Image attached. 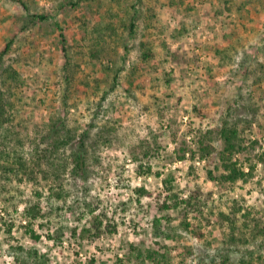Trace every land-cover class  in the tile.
Wrapping results in <instances>:
<instances>
[{"label": "rangeland", "instance_id": "rangeland-1", "mask_svg": "<svg viewBox=\"0 0 264 264\" xmlns=\"http://www.w3.org/2000/svg\"><path fill=\"white\" fill-rule=\"evenodd\" d=\"M23 1L0 0V150L33 161L56 124L74 138L53 156L79 150L86 167L2 176L0 264L18 245L47 264H264V0ZM224 125L247 147L233 159L255 165L246 179L219 178ZM38 199L48 215L29 220ZM233 208L235 228L218 216Z\"/></svg>", "mask_w": 264, "mask_h": 264}, {"label": "trees", "instance_id": "trees-1", "mask_svg": "<svg viewBox=\"0 0 264 264\" xmlns=\"http://www.w3.org/2000/svg\"><path fill=\"white\" fill-rule=\"evenodd\" d=\"M19 5L26 11L27 10V5L23 0H16ZM34 19H46L49 18L48 15L44 14H35L32 15ZM130 30L132 28L129 26ZM10 47V41L6 43L4 49L0 52V57L2 58L4 54L7 52L8 48ZM0 100L2 101V97L0 96ZM0 101V102H1ZM4 105L3 103H0V118L2 120L4 119ZM1 120V121H2ZM0 121V123H2ZM52 133L54 132L53 136L51 137V141L49 144H46L45 147H40L38 144L34 147L33 151L31 152V157L35 156V160L30 161L22 152L19 151L18 148H13L11 152H4L3 150H0V155L1 157H4L6 159V164L3 165V173L0 174V196L3 192L7 191V181L1 182V178L5 174H11L12 176H16L17 179H19L18 174H23L25 176H28L30 179H35L34 172H36V169L41 170L43 166H47L51 170L52 175L56 176L57 178L60 177L61 170H65L68 164V159H70L73 163L74 166L72 167V170L76 174H82L84 172L86 163H85V157L84 154L77 150V151H72L69 156H59L56 154V157L53 156L55 153H58L60 150V147H64L66 144H70L72 142V139L74 138V135H66V133H61L62 131L57 127L56 124L51 125ZM219 132V139L221 140L223 144V148L220 150V160L222 162L223 170L224 173H221L219 175V178L223 181H228V182H235L238 179H246L249 176H252V172L255 168V165L251 162H248L249 170L245 171L242 169L241 165H238L237 159H233L234 155L239 153L240 151H243L247 149L245 145H242V138L239 136L238 129L235 126H221L218 130ZM203 142H200L199 148L202 153V155L207 154L208 152V146H203ZM257 144V141L254 140L251 142V146L255 148ZM12 153V156L9 154ZM39 153L43 154V157L47 155V159L45 161H42L41 156ZM30 155V154H29ZM6 156V157H5ZM49 156L50 159H49ZM258 159L264 163V151H262L260 154H258ZM29 160V161H28ZM32 160V159H31ZM29 162L32 164L29 166ZM148 172H150V169L148 168ZM211 173V171H209ZM12 180L11 176L8 177L9 181ZM22 179V178H21ZM20 179V180H21ZM54 190V188H53ZM138 192H143V188H138L136 189ZM200 193V192H199ZM197 196H194L192 194H189V196L185 199L182 200V202L185 204V207L187 210H199L201 207H203L202 200L200 201L198 194ZM54 194L61 195L62 192L61 190L59 191L58 189L54 190ZM177 196V194H174ZM170 197V195H167L166 199H164L161 203L162 208H169L170 206H177V200L171 203H168L167 199ZM3 199L5 201H9L10 199L8 196H3ZM200 202L202 205H200ZM14 203V202H13ZM237 209L233 208L231 211L228 213H225L223 211H219V219L224 218L227 220L233 228L236 226V221H237V216H236V211ZM25 215L28 216L32 220L33 218H36L39 215L42 216H47L48 213L47 211H43V208L41 207V204H39V199L36 203H31L27 204L25 207L24 211ZM47 213V215H46ZM94 220L97 219L96 216L93 217ZM260 219L254 218V223L253 226L251 227V233L253 234L254 237H259L260 235L264 234V224H260ZM189 223L187 222V225ZM11 224H9L10 226ZM158 225V223H157ZM186 225V226H187ZM10 229V227H9ZM8 229V230H9ZM74 230V229H73ZM33 231V230H32ZM62 233L61 230H56V236H54L55 239L59 240L60 234ZM32 239L38 240L40 235L36 232L33 231L32 234ZM52 236V235H49ZM14 252H19L21 255L15 257V264H47L48 258L46 257V254H39L37 249L35 248H25L24 246H14L13 247ZM25 251V254L23 252ZM156 255L157 252L155 251H149L148 256L151 257L153 255ZM242 264H252L251 262H246L244 260L241 261ZM90 264H93L91 261ZM118 264V263H116Z\"/></svg>", "mask_w": 264, "mask_h": 264}]
</instances>
